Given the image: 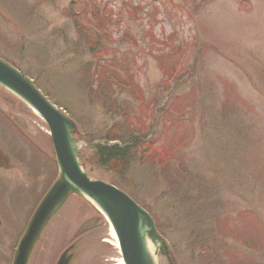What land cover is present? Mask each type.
Wrapping results in <instances>:
<instances>
[{
    "label": "rangeland",
    "instance_id": "374dc122",
    "mask_svg": "<svg viewBox=\"0 0 264 264\" xmlns=\"http://www.w3.org/2000/svg\"><path fill=\"white\" fill-rule=\"evenodd\" d=\"M0 57L75 122L87 176L149 212L168 248L157 264H264V0H0ZM129 130L142 140L127 170L99 166L93 145ZM0 137L17 151L11 264L57 168L43 120L2 88ZM109 229L72 195L27 264H118Z\"/></svg>",
    "mask_w": 264,
    "mask_h": 264
},
{
    "label": "water",
    "instance_id": "95a60500",
    "mask_svg": "<svg viewBox=\"0 0 264 264\" xmlns=\"http://www.w3.org/2000/svg\"><path fill=\"white\" fill-rule=\"evenodd\" d=\"M0 87L12 93L46 123L58 167V177L38 204L14 252L12 264H26L30 251L49 219L75 194L88 200L110 224L124 264H157L168 255L151 216L126 193L101 180L91 179L78 159L74 123L34 87L22 71L0 59ZM65 253L56 264H67Z\"/></svg>",
    "mask_w": 264,
    "mask_h": 264
},
{
    "label": "flooded vegetation",
    "instance_id": "af4514ba",
    "mask_svg": "<svg viewBox=\"0 0 264 264\" xmlns=\"http://www.w3.org/2000/svg\"><path fill=\"white\" fill-rule=\"evenodd\" d=\"M11 128L15 129V125ZM1 134L5 135V132L4 134L3 132ZM0 140V142H2L1 137ZM45 166L43 167L45 168ZM29 172L32 173L30 170ZM18 185L17 151L15 145H13L11 141L7 144L2 142V145L0 144V230L8 231L10 228L13 229L14 223L12 221V212L10 211V208L11 203L14 201L15 194L17 196ZM22 185L26 187V191L29 190L30 187L28 188L27 184ZM23 200L24 199H20V203Z\"/></svg>",
    "mask_w": 264,
    "mask_h": 264
},
{
    "label": "trees",
    "instance_id": "16d2710c",
    "mask_svg": "<svg viewBox=\"0 0 264 264\" xmlns=\"http://www.w3.org/2000/svg\"><path fill=\"white\" fill-rule=\"evenodd\" d=\"M133 16H135L137 13L135 9L132 8V11H130ZM109 21L111 22L114 20L110 17V14L108 16ZM119 21L117 16L115 21ZM121 39L125 40V36L121 35ZM132 40V38H130ZM135 122V121H134ZM130 132H127L126 138L118 136H113V138L107 139L106 141H112L114 142L112 145L110 144H100L97 143L93 145V154L95 156L96 162L99 166L108 168L109 170L115 172V173H123L128 168V162L130 159V153L134 151V147L136 146V142L139 140L141 141V136L137 134H133L131 130ZM115 133H118L116 131ZM132 133V134H131ZM143 136V135H142ZM133 148V149H132ZM214 261L216 258H213Z\"/></svg>",
    "mask_w": 264,
    "mask_h": 264
},
{
    "label": "bare ground",
    "instance_id": "6f19581e",
    "mask_svg": "<svg viewBox=\"0 0 264 264\" xmlns=\"http://www.w3.org/2000/svg\"><path fill=\"white\" fill-rule=\"evenodd\" d=\"M109 235L112 239L113 244L117 247L118 241H117V238H116V236H115V234L111 228L109 229ZM118 264H123L120 259H118Z\"/></svg>",
    "mask_w": 264,
    "mask_h": 264
}]
</instances>
